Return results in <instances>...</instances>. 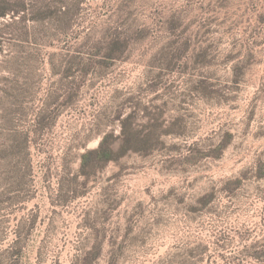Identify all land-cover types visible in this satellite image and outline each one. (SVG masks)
<instances>
[{
	"label": "rangeland",
	"instance_id": "rangeland-1",
	"mask_svg": "<svg viewBox=\"0 0 264 264\" xmlns=\"http://www.w3.org/2000/svg\"><path fill=\"white\" fill-rule=\"evenodd\" d=\"M4 1L0 264H264V0Z\"/></svg>",
	"mask_w": 264,
	"mask_h": 264
},
{
	"label": "trees",
	"instance_id": "trees-1",
	"mask_svg": "<svg viewBox=\"0 0 264 264\" xmlns=\"http://www.w3.org/2000/svg\"><path fill=\"white\" fill-rule=\"evenodd\" d=\"M4 0L0 1V18L5 17L8 14V9L5 8V5L2 4ZM5 4H7L5 2ZM13 13H16L12 11ZM82 71L87 72V69L84 67ZM108 137H104L100 143L99 148L96 151H89L81 155V164H80V174L88 175V171L93 168L92 161L99 163H110L112 161H117L120 154L125 148H127L128 143L125 141L121 148L118 151H114L112 145L108 141Z\"/></svg>",
	"mask_w": 264,
	"mask_h": 264
}]
</instances>
